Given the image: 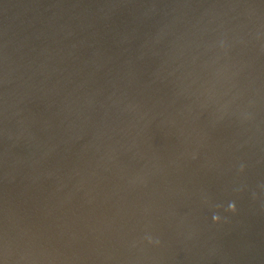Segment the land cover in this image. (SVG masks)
I'll list each match as a JSON object with an SVG mask.
<instances>
[{
	"label": "water",
	"instance_id": "1",
	"mask_svg": "<svg viewBox=\"0 0 264 264\" xmlns=\"http://www.w3.org/2000/svg\"><path fill=\"white\" fill-rule=\"evenodd\" d=\"M0 264H264V0H0Z\"/></svg>",
	"mask_w": 264,
	"mask_h": 264
},
{
	"label": "clouds",
	"instance_id": "2",
	"mask_svg": "<svg viewBox=\"0 0 264 264\" xmlns=\"http://www.w3.org/2000/svg\"><path fill=\"white\" fill-rule=\"evenodd\" d=\"M230 210L233 211V212L236 211V206H235L234 203L230 205ZM214 220H215L216 222H219V221H220V217H219L218 215H217V216H214Z\"/></svg>",
	"mask_w": 264,
	"mask_h": 264
}]
</instances>
